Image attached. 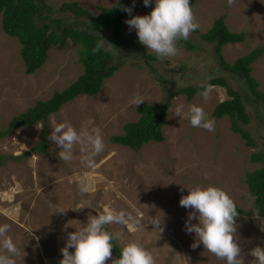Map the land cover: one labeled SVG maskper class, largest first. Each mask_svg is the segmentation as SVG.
<instances>
[{"label":"rangeland","instance_id":"obj_1","mask_svg":"<svg viewBox=\"0 0 264 264\" xmlns=\"http://www.w3.org/2000/svg\"><path fill=\"white\" fill-rule=\"evenodd\" d=\"M45 1L54 10L52 16L64 18L65 25L75 17L71 12L58 11L63 2L74 1L94 15L101 7L117 2ZM134 1L133 16L149 14L154 7V0L148 7L143 0ZM193 11L199 24L188 39L195 47L193 50L178 44V55L160 61L156 57L146 58L145 54L155 53L141 43L145 51L134 45L113 49L110 53L121 66L103 82L97 94L75 97L50 114L46 125L39 122L21 127L0 138V158L4 157L0 165V225L10 226L8 234L20 250L16 264H59L67 233L82 227L89 215L98 214L105 205L124 210L139 221L134 231L117 224L106 226L111 232L122 233L121 240L116 241L120 247L129 240H139L152 252L156 264H225L202 244L195 249L191 247L195 234L185 230L191 210L181 207L179 201L182 195H187L186 187L212 184L224 189L238 207L251 210L253 197L244 177L262 164L251 162L250 156L256 151L264 154V122L259 119V110L243 95L240 82L221 68L214 43L204 40L201 34L211 28L218 16L224 15L230 31L244 37L243 42L222 47V56L232 63L264 45V0H236L232 5L228 0H194ZM127 19L131 17L127 15ZM125 21L123 34L137 37L136 30H130ZM49 25L53 28V24ZM98 33L107 36L110 31L101 29ZM20 50L17 38L6 34L0 23V131L13 116L39 100L49 99L54 91L67 87L83 71L79 47L69 39L63 45L51 46L44 64L32 74L25 72ZM251 67L258 89L264 91V53ZM216 77H224L233 89L242 93L250 117V123L244 127L255 140V147L247 146L230 129L228 116L220 119L212 116L215 105L229 98L224 87L215 85L207 101L198 94L190 100L185 94L172 98L162 128V142L150 141L134 151L110 141L111 136L123 132L125 123L138 119L136 106L130 103L135 94L145 102L162 104L178 89L200 86ZM179 104L203 107L209 118L214 119L215 131L193 128L187 119L176 116ZM64 121L77 130L93 127L102 130L105 151L95 157V169L82 164L78 149L73 160L59 159L61 149L48 137L53 123ZM44 133L45 151L37 149L21 156L39 143ZM77 177L87 179L94 191L82 196ZM62 209L67 210L57 212ZM152 217L161 222L162 231L149 223ZM236 224L242 258L245 264H253L248 253L256 246L264 248V217L256 212L240 214ZM112 259H115L113 251Z\"/></svg>","mask_w":264,"mask_h":264},{"label":"trees","instance_id":"obj_2","mask_svg":"<svg viewBox=\"0 0 264 264\" xmlns=\"http://www.w3.org/2000/svg\"><path fill=\"white\" fill-rule=\"evenodd\" d=\"M190 2L193 8L194 0H190ZM135 5L134 0H117L110 7H101L99 13L94 15L74 1L63 2L58 7V11L71 12L75 17L65 25L64 18L52 16L54 10L45 0H0L1 28L9 36L17 38L20 43V54L27 74L34 73L44 64L51 46L63 45L66 39L78 45L79 61L83 67L82 73L67 87L61 91H54L49 99L39 100L26 111L13 116L6 128L0 131V138L21 127L32 126L39 122L46 125L48 116L58 112L64 104L81 94L92 96L102 89L103 82L111 77L121 64L115 62L114 55L110 52L101 50L98 54H92V49L100 39L99 35L103 39H107L115 48L134 45L144 50L136 36H127L122 32V25L128 15L122 11V8L133 9ZM82 17L86 18L81 21L76 19ZM37 22H40V25ZM49 24H53V28ZM101 29L109 30L110 34L102 36L98 33ZM201 37L214 43V51L219 58L221 68L229 72L234 80L240 82L243 95L259 110V119L264 122V91L258 89V81L251 75V64L264 53V45L255 47L250 53L235 59L232 63L227 62L222 56V47L228 43L243 42L244 37L242 33L230 31L225 23L224 15L218 16L211 28L202 33ZM178 44L187 50L195 48L189 40L179 41ZM145 57L153 59L156 55L145 54ZM206 83L224 87L229 97L215 105L212 116L215 119L228 116L230 129L239 134L247 146L255 147V140L244 127L250 123V117L246 111V102L242 93L233 89L224 77L212 78ZM201 91L203 89L200 86H187L169 94L162 104L141 103L136 106V112L139 114L138 119L125 123L123 132L111 136L110 141L114 144L127 146L134 151H139L143 145L150 141L162 142L164 140L162 128L172 98L177 94H185L186 98L190 100L195 94L199 95ZM45 146L44 133L42 140L21 156L37 149L45 151ZM3 159L4 157L0 158V165ZM250 160L262 163L258 168L247 172L244 177L249 193L253 197L252 209L245 211L237 205L236 207L239 215L256 212L259 216L264 217V154L261 151H256L251 154ZM107 230L109 229L107 228ZM113 245L112 251L116 259L119 258L121 247L115 240Z\"/></svg>","mask_w":264,"mask_h":264},{"label":"clouds","instance_id":"obj_3","mask_svg":"<svg viewBox=\"0 0 264 264\" xmlns=\"http://www.w3.org/2000/svg\"><path fill=\"white\" fill-rule=\"evenodd\" d=\"M236 0H228L232 5ZM148 7L152 0H143ZM134 6V5H133ZM131 19L125 23L129 29H135L139 42L155 53L157 60L164 61L179 53L178 42L187 41L192 32L199 28L190 0H154V7L149 14L132 15V8L123 7ZM100 39L92 49V54L101 50L112 52L116 49L99 35ZM107 42V47H105ZM203 89L199 93L205 101L210 99L213 85L202 82ZM144 99L135 94L131 105L138 106ZM175 115L185 118L193 128L215 131V121L209 118L204 108L191 104L185 107L177 105ZM48 139L61 150L59 159L71 161L78 149L80 160L89 169H95V157L105 151L102 130L99 127L77 130L70 122L53 123ZM79 193L83 196L94 191L93 185L85 178L77 177ZM187 195H182L179 201L181 207L190 209L185 221V230L195 234L193 249L203 247L225 264H245L241 247L236 241L237 207L230 195L221 187L212 184L188 186ZM67 210V209H66ZM65 209L57 212L64 213ZM195 220L196 223H192ZM149 223L155 230L162 231L161 222L154 217ZM117 224L122 228L136 230L139 221L124 210H117L105 205L97 215H89L82 227L67 233L65 246L61 248L62 259L59 264H156L152 252L146 249L139 240H129L123 243L119 258L112 259L113 241H120L122 233L111 232L106 226ZM10 226L0 225V264H16L15 258L20 256L13 238L8 234ZM73 249V251H69ZM253 257V264H264V248L256 246L248 253Z\"/></svg>","mask_w":264,"mask_h":264},{"label":"water","instance_id":"obj_4","mask_svg":"<svg viewBox=\"0 0 264 264\" xmlns=\"http://www.w3.org/2000/svg\"><path fill=\"white\" fill-rule=\"evenodd\" d=\"M95 215H97V214H95Z\"/></svg>","mask_w":264,"mask_h":264}]
</instances>
